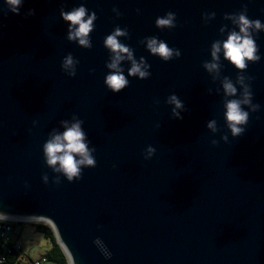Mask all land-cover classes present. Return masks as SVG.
Returning <instances> with one entry per match:
<instances>
[{"label":"water","instance_id":"obj_1","mask_svg":"<svg viewBox=\"0 0 264 264\" xmlns=\"http://www.w3.org/2000/svg\"><path fill=\"white\" fill-rule=\"evenodd\" d=\"M81 4L97 15L90 49L67 39L60 16ZM245 4L249 19L264 23V0H22L20 14L0 0V212L47 223L69 264H264V31L254 35L261 60L245 71L260 109L244 106L242 135L227 127L220 84L225 75L235 82L239 70L222 51L219 79L202 66L211 43L235 27L224 14ZM168 11L177 26L157 28ZM206 12L216 13L207 24ZM117 25L128 29L119 39L145 58L151 76H128L131 63L122 61L129 85L114 93L104 83L112 70L103 41ZM148 36L180 57L150 54L139 43ZM68 53L79 61L74 77L61 69ZM172 94L183 102V119L172 116ZM73 114L84 121L97 164L68 182L46 166L42 145ZM212 119L216 132L207 128ZM148 145L156 152L145 160Z\"/></svg>","mask_w":264,"mask_h":264},{"label":"clouds","instance_id":"obj_2","mask_svg":"<svg viewBox=\"0 0 264 264\" xmlns=\"http://www.w3.org/2000/svg\"><path fill=\"white\" fill-rule=\"evenodd\" d=\"M9 6V10L14 14H20L22 0H5ZM140 10L137 9V12ZM113 12L117 16L121 13L117 8H113ZM34 14L33 9H29L28 15ZM215 12H206L202 14V19L207 24L215 17ZM60 16L68 22L67 39L69 41L78 42V45L90 49L92 47L90 33L95 28L94 21L97 19L95 11L89 13V10L81 4L78 7H73L70 11H65L62 7ZM224 19L231 21L235 27L228 30L226 39L215 40L210 46V60H205L202 63L203 68L212 75L215 81L220 78L222 64L220 63V53L223 52L225 60L229 61L238 73L235 82L229 76H223L220 79V84L223 90V107L224 117L228 129L232 136H240L245 132V126L249 120V111L245 110L247 106L251 112H256L260 109L258 103H253V92L251 90L250 81L252 76L245 75L248 68V63H256L261 60L258 45L254 39V35L264 31V23L260 19H249L247 16V5L242 6V10L234 13H225ZM155 25L159 29H172L177 26L176 13L168 11L164 16H158L155 20ZM227 25H222L219 29L221 34H225ZM236 28L239 30L237 31ZM129 32L127 28L116 26L114 30L108 34L103 41L104 46L109 50V61L106 62V67L112 71L108 72L104 78V83L107 88L118 93L129 85V80L124 75L121 68L122 61H130L131 67L128 68V76L137 77L139 79H147L151 76L149 68L151 67L143 56L137 60L134 56V50L129 45L122 43L120 37L128 38ZM139 43L144 44L146 49L152 55L159 56L163 61H169L173 58H178L181 51L178 48L169 47L167 42L159 39L157 36L144 37ZM79 61L68 53L63 57L61 69L69 76L76 75V66ZM94 71V69L90 70ZM239 85V91L237 88ZM212 89H208L209 94ZM217 92L220 89H216ZM158 103V101H156ZM167 103L174 105L172 108V116L177 119H183L181 111L184 109L183 102L172 94L167 98ZM33 125L37 121L32 122ZM63 131H58L53 128L48 134V139L42 145L43 158L47 167L53 172L62 174L68 182L78 181L82 178L84 168L96 167L97 161L93 153L95 146L89 147L91 143L87 138L86 132L82 125L84 121L73 114L71 119H62L59 121ZM159 125H157L158 127ZM207 128L212 132L217 131V123L215 119L207 122ZM227 140V136L222 137ZM212 145H216V140H211ZM156 149L148 145L143 152L145 160L153 157ZM115 168L116 165L114 164ZM45 183L48 181L47 173L42 175ZM60 177L55 178V183L60 184ZM9 219L7 213L0 212V222ZM99 227V226H98ZM93 243L100 249L106 259H110L112 253L105 246L104 242L97 237Z\"/></svg>","mask_w":264,"mask_h":264},{"label":"rangeland","instance_id":"obj_3","mask_svg":"<svg viewBox=\"0 0 264 264\" xmlns=\"http://www.w3.org/2000/svg\"><path fill=\"white\" fill-rule=\"evenodd\" d=\"M38 223L45 222H19L14 225L11 231L12 240L22 246L25 255H28L27 260H30V257L39 258L52 247L51 240L47 239L43 233L37 231L35 226Z\"/></svg>","mask_w":264,"mask_h":264},{"label":"trees","instance_id":"obj_4","mask_svg":"<svg viewBox=\"0 0 264 264\" xmlns=\"http://www.w3.org/2000/svg\"><path fill=\"white\" fill-rule=\"evenodd\" d=\"M35 227L38 232L43 233L52 242V247L44 255L48 256L53 264H69L67 256L57 242L52 228L46 223H38ZM27 257L28 255H25L23 248L21 251L7 254L5 252V242L0 240V260L4 258L5 264H32L35 259L30 257V260H27Z\"/></svg>","mask_w":264,"mask_h":264},{"label":"built area","instance_id":"obj_5","mask_svg":"<svg viewBox=\"0 0 264 264\" xmlns=\"http://www.w3.org/2000/svg\"><path fill=\"white\" fill-rule=\"evenodd\" d=\"M24 221L6 220L0 222V239L5 242V252L11 254L14 251H21L22 246L12 240L11 231L15 224ZM1 264H5L4 258L0 260ZM32 264H53L48 256L42 255L35 259Z\"/></svg>","mask_w":264,"mask_h":264}]
</instances>
